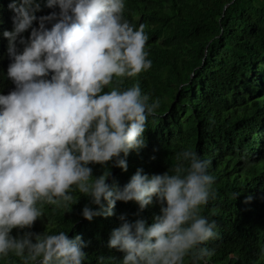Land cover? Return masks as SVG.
<instances>
[{"label":"clouds","instance_id":"1","mask_svg":"<svg viewBox=\"0 0 264 264\" xmlns=\"http://www.w3.org/2000/svg\"><path fill=\"white\" fill-rule=\"evenodd\" d=\"M42 6L58 11L37 16ZM7 7L12 90L0 94V264H87L80 235L26 230L45 217V206L64 213L80 196L88 199L80 213L88 221L111 216L117 201L135 203L137 215L153 198L159 205L150 224L119 216L107 240L123 253L118 264H209L214 249L204 245L217 237L216 225L200 214L215 182L209 161L185 149L171 173L137 169L123 186L106 182L110 167L126 171L129 152L145 147L147 119L159 107L138 84L120 87L151 67L144 24L134 29L123 18L124 0H11ZM92 165L102 174L93 176Z\"/></svg>","mask_w":264,"mask_h":264},{"label":"trees","instance_id":"2","mask_svg":"<svg viewBox=\"0 0 264 264\" xmlns=\"http://www.w3.org/2000/svg\"><path fill=\"white\" fill-rule=\"evenodd\" d=\"M10 2L0 0V94L12 90L3 36L12 29ZM52 11L58 9L42 6L36 15ZM122 16L134 29L144 24L151 67L120 87L138 84L159 107L147 119L145 147L129 152L126 171L110 167L106 182L123 186L137 169L149 176L171 173L178 152L195 151L215 177L200 211L216 225L217 237L204 245L214 249L209 264H264V0H124ZM91 167L93 176L104 170ZM87 203L80 196L64 213L45 206V217L26 230L80 235L87 264H97L98 256L118 264L123 253L109 249L107 240L122 223L119 216L150 224L159 214L155 198L139 215L135 203L117 201L111 216L88 221L80 215Z\"/></svg>","mask_w":264,"mask_h":264},{"label":"water","instance_id":"3","mask_svg":"<svg viewBox=\"0 0 264 264\" xmlns=\"http://www.w3.org/2000/svg\"><path fill=\"white\" fill-rule=\"evenodd\" d=\"M233 1H236V0H233Z\"/></svg>","mask_w":264,"mask_h":264}]
</instances>
